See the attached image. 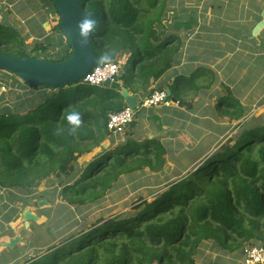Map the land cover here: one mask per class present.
Returning a JSON list of instances; mask_svg holds the SVG:
<instances>
[{
    "label": "trees",
    "instance_id": "1",
    "mask_svg": "<svg viewBox=\"0 0 264 264\" xmlns=\"http://www.w3.org/2000/svg\"><path fill=\"white\" fill-rule=\"evenodd\" d=\"M80 2L88 19L95 21L90 39L99 63L106 62L105 56L110 57L108 61L126 59L121 64L124 86L116 82L112 86L91 85L82 79L58 88L29 86L0 70L3 76L14 77L21 88L33 87L13 102L0 95V108L9 104L13 109L10 114H0L1 188L31 189L45 179L54 177L60 182L68 176L75 180L63 190L68 202H92L114 190L123 174L146 168L160 171L167 165L169 150L160 139L139 141L130 133L125 143L96 155L76 179L71 176L76 160L110 135L109 115L128 107L122 87L132 91L140 105L157 89L168 93L167 86H151L173 67L182 47L180 38L165 33L169 0ZM59 28L62 30L61 20ZM9 39L0 35V52L50 58L40 44L29 48L23 38ZM66 44L65 55L54 60L69 57L71 47ZM126 63L131 64L126 69L129 72ZM205 75L203 70L176 76L168 85L167 100H177L179 106L191 109L192 104L182 95L210 87L199 84ZM211 77L214 81V74ZM215 107L219 116L228 118L247 114L240 100L228 94L221 96ZM153 110V106H139L128 126H137L136 116ZM72 113H79V126L67 120ZM243 126L199 168L151 202L137 204L136 208L143 207L136 215L102 219L93 228L21 264H226L221 259L198 262L196 257L203 246L233 250L264 242V121L253 119ZM1 255L0 264L11 261L6 251Z\"/></svg>",
    "mask_w": 264,
    "mask_h": 264
},
{
    "label": "rangeland",
    "instance_id": "2",
    "mask_svg": "<svg viewBox=\"0 0 264 264\" xmlns=\"http://www.w3.org/2000/svg\"><path fill=\"white\" fill-rule=\"evenodd\" d=\"M7 1L16 5L19 4L24 8L17 20H15V14H8L1 18L3 24H0V35L16 41L23 38L27 41L29 48H32L36 43L40 44L46 49L48 57L53 60L57 59L58 56L62 58L65 55L68 50L67 40L59 28L60 14H58L51 0ZM177 1L169 0L168 5ZM192 1L199 3L200 0ZM213 1L211 15L214 19L220 11H226L229 21L225 29L233 31L232 34L234 35L241 33V29L251 34V39L248 41L252 45L248 52L249 57L247 58L246 55L243 58L244 62L248 61L250 70L249 68H244L242 71L237 70L233 73L224 74L226 77L222 76V73L221 75L214 74V77L222 76L221 81L218 82H210L212 77L208 75L199 84L213 85L216 83L217 86H214L216 94H228L239 99L247 114L239 119L231 115V118H228L219 116L218 110H216L213 116L216 125L212 126L211 131L207 129L200 137H197L198 132H189L194 121L191 120L190 115L185 110L181 117L176 119L177 121L172 122L170 120L169 125H165L167 120L163 123V117L158 112L167 108H161L160 105L153 106L154 110L146 116L143 114L136 116L137 126L130 125L120 133L111 132L101 144L93 147L91 152L80 156L74 164L75 170L71 176H75L76 179V175L79 176L84 172L96 155L104 149L112 150L125 143L126 137L130 133L139 141L149 137L160 139L169 150L167 165L160 171H152L146 168L130 174H123L114 190L92 202H68L66 194L63 192L64 187L75 182V180L71 181L68 176L62 177L60 182L59 180L56 181L54 177L49 180L45 179L31 189L0 187V229L4 227V232L0 231V257L2 256L1 252L6 251V254L11 258L8 264H21L27 258L47 253L51 251L52 247H58L71 239L74 234L85 232L98 225L102 219L127 218L136 215L143 207L136 208L137 204L143 200L151 202L158 194L166 192L173 183L199 168L204 159L218 150L227 139L235 138L244 127V123L252 122L253 119L254 121L258 119L264 121V66L262 64L264 61V29L259 34L254 35L255 27L251 30V24L248 25L247 23L249 13L253 14L257 5L260 7V12L262 11L264 0ZM206 10L204 9V11ZM13 11L16 12L15 9ZM22 14L26 16V19H23ZM28 14H32V20L29 19ZM202 15L205 16V13ZM30 22L31 24H29ZM50 41L53 43L51 44ZM11 53L17 52L11 51ZM121 60L124 64L126 59ZM130 66L131 64L127 66L126 63L125 71ZM123 72L124 68L120 70L118 80H116L117 84L122 86H124ZM126 72H129V69ZM0 82L4 84L2 93L8 98L7 102L9 100L11 102L17 101L24 97L26 92L33 90V87L21 88L15 84L14 77L3 76L1 72ZM153 87L155 86H151V88ZM39 90L37 88V92ZM130 93L134 94L132 91ZM190 93L195 94L196 92ZM190 93V96H196ZM187 96L184 95V98L189 100ZM208 98L205 97V99ZM168 102L170 104V101ZM211 103H213L212 105L215 104L213 101ZM14 209L18 213L13 214ZM27 210L36 214L39 219L26 220L24 212ZM16 236H19L21 240L13 248L3 246L4 242ZM212 244L215 245L216 243L213 241ZM256 244L264 245V242L247 243L246 246L233 250L218 246L212 247L211 245L209 248L203 246L196 259L198 262L221 259L226 264H249L245 261L246 253L250 247Z\"/></svg>",
    "mask_w": 264,
    "mask_h": 264
},
{
    "label": "crops",
    "instance_id": "3",
    "mask_svg": "<svg viewBox=\"0 0 264 264\" xmlns=\"http://www.w3.org/2000/svg\"><path fill=\"white\" fill-rule=\"evenodd\" d=\"M207 1L208 4H206ZM212 3H214L213 0H200L199 3L198 1L192 0H178L168 5V9L164 15V21L167 26V28H165V33L166 35L172 34L180 38L182 47L173 67L158 81L152 84V86L154 85L156 87L160 84L170 88L168 85L173 84L176 76L180 74L188 76L199 74V71L202 72L203 70L206 71L205 76H211V74L221 75V73L222 76H225L224 74L233 73L237 70L242 71L244 68H249L250 70L248 61L244 62L243 58L246 57V55L247 58L249 57L248 52L252 45L249 44L248 41L251 39V34L241 29V33L234 35L232 34L233 31L225 29L229 21L226 11H220L216 15V19H214L211 15ZM229 4L230 2L228 5ZM23 8L24 7L19 6V4L16 5L7 0H0V23H2L1 18L8 14H15V20H17ZM14 9L16 12L13 11ZM204 9L207 10L204 11ZM253 12V14L249 13L247 17V23L248 25L251 24V30L262 19L259 5L255 7ZM202 13H205V16H203ZM22 16L23 19H26L24 14H22ZM27 16L32 20V14H28ZM29 24H31V22ZM205 76L201 77V81L205 80ZM222 76L214 77L215 80L213 81L212 78L210 82L221 81ZM223 81L225 82L226 80ZM214 84L210 87L202 88L195 94L190 92L186 93L189 100H184L192 104L191 109L186 106H179L177 101H170L171 105H160L161 107L167 108L163 111L162 122L165 123L167 120L165 125L167 123L169 125L170 120H172V122L177 121L176 119L180 118L185 110V112L190 115L191 120L193 119L194 121V124L190 126L189 132L195 131L203 134L207 129L211 131L212 126L216 125L214 123L215 117H213L216 113L215 104H217L221 96L225 95L216 94L214 86H217V84ZM189 93L196 96L192 97ZM184 95L185 94L182 96L184 97ZM205 97L209 98L205 99ZM212 101L215 102L214 105H212Z\"/></svg>",
    "mask_w": 264,
    "mask_h": 264
},
{
    "label": "water",
    "instance_id": "4",
    "mask_svg": "<svg viewBox=\"0 0 264 264\" xmlns=\"http://www.w3.org/2000/svg\"><path fill=\"white\" fill-rule=\"evenodd\" d=\"M53 2L61 17L63 34L71 47L67 59L53 60L0 52V70L13 74L29 86L42 85L58 88L61 85L75 83L81 80L99 62L98 55L91 44L90 29L83 26L88 15L80 0H53ZM261 15L262 19L254 28V35L259 34L264 29V9ZM105 84L112 86L114 83L108 79ZM3 89L4 84L0 82V95ZM121 91L130 108L136 109L140 106L137 96L131 94L128 88L123 87ZM168 93H170L169 88ZM12 111L13 109L9 104L0 108V114H10ZM24 218L26 220L39 219L36 214L28 210L24 212ZM20 240L19 236L10 238L9 241L3 243V246L13 248Z\"/></svg>",
    "mask_w": 264,
    "mask_h": 264
},
{
    "label": "built area",
    "instance_id": "5",
    "mask_svg": "<svg viewBox=\"0 0 264 264\" xmlns=\"http://www.w3.org/2000/svg\"><path fill=\"white\" fill-rule=\"evenodd\" d=\"M120 61L98 62L92 70L87 73L82 82L91 85L105 84L106 80L110 79L114 82L118 80L121 70ZM167 91L155 90L150 96L144 98L141 105L152 107L162 104H168ZM135 116V109L129 106L123 110L111 113L108 120V128L110 132L120 133L132 122ZM245 261L249 264H264V245L256 244L250 247L246 253Z\"/></svg>",
    "mask_w": 264,
    "mask_h": 264
},
{
    "label": "clouds",
    "instance_id": "6",
    "mask_svg": "<svg viewBox=\"0 0 264 264\" xmlns=\"http://www.w3.org/2000/svg\"><path fill=\"white\" fill-rule=\"evenodd\" d=\"M84 28L86 29H90V28H93L95 26V21L93 19H87L85 22H84ZM110 59L109 56H105L103 57V60L104 61H108ZM67 120L74 126H79L81 124V118H80V115L79 113H72V114H69L67 116Z\"/></svg>",
    "mask_w": 264,
    "mask_h": 264
}]
</instances>
